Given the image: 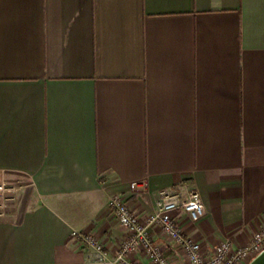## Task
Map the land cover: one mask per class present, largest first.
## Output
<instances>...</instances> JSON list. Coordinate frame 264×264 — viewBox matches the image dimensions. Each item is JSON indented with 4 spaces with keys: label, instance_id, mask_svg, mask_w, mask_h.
Here are the masks:
<instances>
[{
    "label": "crops",
    "instance_id": "obj_1",
    "mask_svg": "<svg viewBox=\"0 0 264 264\" xmlns=\"http://www.w3.org/2000/svg\"><path fill=\"white\" fill-rule=\"evenodd\" d=\"M0 183L19 188L0 264L96 263L79 231L112 263L128 230L111 197L144 217L166 188L200 193L199 221L172 214L204 252L248 244L264 225V0H0Z\"/></svg>",
    "mask_w": 264,
    "mask_h": 264
},
{
    "label": "built area",
    "instance_id": "obj_2",
    "mask_svg": "<svg viewBox=\"0 0 264 264\" xmlns=\"http://www.w3.org/2000/svg\"><path fill=\"white\" fill-rule=\"evenodd\" d=\"M144 185L140 182L132 183L133 188H143ZM18 190L15 185L0 183V211L5 209ZM109 208L120 224L128 230L112 263L174 264L175 260L168 255L169 251H173L186 264H247L264 250V225H262L253 233L250 242L246 245L235 246L226 240L216 245L211 252H204L201 244L184 232L172 214L182 210L192 221H199L205 214V207L197 190H191L187 198H183L175 188L160 190L156 211L144 217L131 209L122 194L111 197ZM0 214L2 215V212ZM157 226L162 242H157L153 236V229ZM74 236L94 252L93 260L96 263H106L107 252L96 235L79 231L75 232ZM132 255H142L145 261L131 259Z\"/></svg>",
    "mask_w": 264,
    "mask_h": 264
},
{
    "label": "water",
    "instance_id": "obj_3",
    "mask_svg": "<svg viewBox=\"0 0 264 264\" xmlns=\"http://www.w3.org/2000/svg\"><path fill=\"white\" fill-rule=\"evenodd\" d=\"M93 264H116V263H93ZM247 264H264V250L254 256Z\"/></svg>",
    "mask_w": 264,
    "mask_h": 264
}]
</instances>
